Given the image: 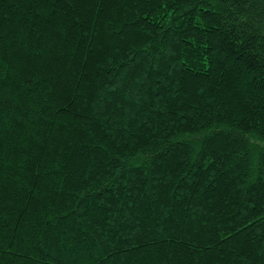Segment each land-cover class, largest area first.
Returning a JSON list of instances; mask_svg holds the SVG:
<instances>
[{
  "label": "trees",
  "instance_id": "obj_1",
  "mask_svg": "<svg viewBox=\"0 0 264 264\" xmlns=\"http://www.w3.org/2000/svg\"><path fill=\"white\" fill-rule=\"evenodd\" d=\"M0 264H264V0H0Z\"/></svg>",
  "mask_w": 264,
  "mask_h": 264
}]
</instances>
